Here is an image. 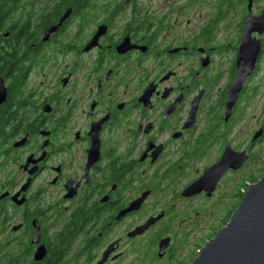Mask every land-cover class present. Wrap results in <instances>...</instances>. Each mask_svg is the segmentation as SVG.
<instances>
[{"label":"flooded vegetation","instance_id":"1","mask_svg":"<svg viewBox=\"0 0 264 264\" xmlns=\"http://www.w3.org/2000/svg\"><path fill=\"white\" fill-rule=\"evenodd\" d=\"M4 8L0 264H127L133 254L171 264L193 202L224 199L233 170L210 193L186 189L230 145L234 111L264 59V0ZM244 41L258 46L256 64L225 120ZM190 247L177 264L196 257L199 246Z\"/></svg>","mask_w":264,"mask_h":264},{"label":"water","instance_id":"2","mask_svg":"<svg viewBox=\"0 0 264 264\" xmlns=\"http://www.w3.org/2000/svg\"><path fill=\"white\" fill-rule=\"evenodd\" d=\"M55 30L56 27L45 30L41 39H46ZM8 34L7 31L3 32L4 37ZM240 47L237 73L225 99V120L231 115L244 80L251 75L255 67L259 51L257 45L247 41L242 42ZM5 97L6 89L0 78V104ZM262 133L263 128H260L251 141L257 140ZM247 159L246 151L236 152L230 145L226 146L219 160L186 189L187 194L199 193L202 190L210 193L223 172L240 169ZM149 224L150 221L135 233H139ZM188 264H264V174L246 188L227 223L215 232Z\"/></svg>","mask_w":264,"mask_h":264},{"label":"rangeland","instance_id":"3","mask_svg":"<svg viewBox=\"0 0 264 264\" xmlns=\"http://www.w3.org/2000/svg\"><path fill=\"white\" fill-rule=\"evenodd\" d=\"M22 1L25 2V0ZM4 30L6 29H2L0 34ZM220 63L223 67L227 61ZM28 84L30 83L27 82L26 85ZM260 128H263L262 135L255 142H252V137ZM227 138L230 147L236 152L248 148L247 146L251 143L248 152L250 159L248 157L240 169L231 171L224 179L220 191L224 199H219V196H216L206 202H201L199 199L193 202L192 215L188 219H183L178 226L177 247L179 251L176 252V259L171 264L185 261L188 257L187 252L192 249V247L188 248L189 245L197 244L199 249L204 246L210 239V228H213L212 232L215 234L219 228L224 226L231 216V211L241 200L242 193L264 174V59L260 61L255 76L244 87L243 94L234 111V118L230 122ZM201 167L202 164L197 162L196 168ZM194 211L198 212L197 215ZM227 211L229 214L226 215ZM128 256L130 257H128L127 264L130 263L132 257L131 264H142L136 254ZM153 264L161 263L156 262Z\"/></svg>","mask_w":264,"mask_h":264},{"label":"trees","instance_id":"4","mask_svg":"<svg viewBox=\"0 0 264 264\" xmlns=\"http://www.w3.org/2000/svg\"><path fill=\"white\" fill-rule=\"evenodd\" d=\"M17 2V0H0V26L2 24L3 18L5 16V14L7 13V11L5 10V6H7L8 4H15ZM239 203V202H238ZM238 203L236 204V206L234 207V209L231 211V214L233 213V211L235 210V208L237 207ZM230 214V215H231ZM230 218V217H229Z\"/></svg>","mask_w":264,"mask_h":264}]
</instances>
